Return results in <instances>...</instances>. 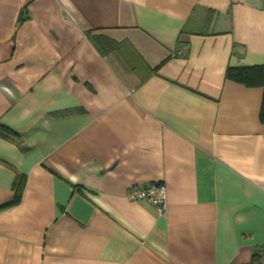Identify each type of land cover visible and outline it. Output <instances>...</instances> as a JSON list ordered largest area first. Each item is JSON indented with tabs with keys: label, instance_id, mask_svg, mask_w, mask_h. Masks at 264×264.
<instances>
[{
	"label": "crops",
	"instance_id": "1",
	"mask_svg": "<svg viewBox=\"0 0 264 264\" xmlns=\"http://www.w3.org/2000/svg\"><path fill=\"white\" fill-rule=\"evenodd\" d=\"M262 66L264 0H0V264H264Z\"/></svg>",
	"mask_w": 264,
	"mask_h": 264
},
{
	"label": "trees",
	"instance_id": "2",
	"mask_svg": "<svg viewBox=\"0 0 264 264\" xmlns=\"http://www.w3.org/2000/svg\"><path fill=\"white\" fill-rule=\"evenodd\" d=\"M89 36L94 44V46L102 53L105 55L104 49L106 48V43H110L111 41L108 40L106 37L104 36H94L90 35ZM260 77L261 78V85L262 87H264V66L260 67V68H240V69H234V68H228L226 71V78L238 83H242L244 85H251V81L256 79V77ZM260 120L262 122V124H264V98H262V104H261V109H260ZM6 129H4L3 127H0V134L2 132H5ZM20 198V194L19 192L16 193L15 199L12 203L4 205L2 207H0V210L11 207L13 205H15L18 200Z\"/></svg>",
	"mask_w": 264,
	"mask_h": 264
},
{
	"label": "built area",
	"instance_id": "3",
	"mask_svg": "<svg viewBox=\"0 0 264 264\" xmlns=\"http://www.w3.org/2000/svg\"><path fill=\"white\" fill-rule=\"evenodd\" d=\"M126 198L129 201L147 202L159 212L165 209V188L158 183L132 186L128 189Z\"/></svg>",
	"mask_w": 264,
	"mask_h": 264
}]
</instances>
